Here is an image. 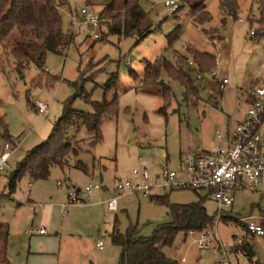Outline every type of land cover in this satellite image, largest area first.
<instances>
[{
	"label": "rangeland",
	"instance_id": "obj_1",
	"mask_svg": "<svg viewBox=\"0 0 264 264\" xmlns=\"http://www.w3.org/2000/svg\"><path fill=\"white\" fill-rule=\"evenodd\" d=\"M122 1L114 0L116 11L121 10ZM198 1L200 0H178L174 11L159 14V0H139L140 6L147 13L141 24L144 31L140 39L136 40L135 34H105L107 17L102 14L99 38L89 41L87 30L80 28L84 26L81 25L72 32L69 21L70 13H77L84 6L83 0H65L66 5L59 7L61 29L69 33L72 40L62 54H44L43 68L57 77L51 87L44 84L30 87L29 81L37 73L34 62H29L18 70L15 61L0 48V135H5L6 131L10 137H20V143L10 157L8 167L0 174V220L9 225L7 237L8 241L11 240L6 253H11L18 247L17 241L27 240L23 229L42 226L49 231L48 219L52 224H60L57 233L32 235L30 240H60L59 264H65L80 250L91 254L93 258L98 256L100 261L104 253L93 246L95 239H103L104 250H119L108 239V225L113 215L118 222L116 229L120 232L135 224L134 236H148L157 224L170 221L166 205L158 201L151 203L148 195L135 193L121 196L117 200L116 211L110 212L102 204V200L109 196V190L104 192L98 188L86 193L85 186L91 179L99 183L98 173L101 183L110 188L116 178L132 177V169L139 171L145 168L151 178L160 171L164 162L168 168L176 169L178 151L197 152L211 148L213 127L218 129L216 133L219 134L225 126L231 129L240 112L246 108L242 101L245 91H249L255 81L264 82V37L249 34V31L256 28V3L253 0H237V18L232 19L219 10L218 0H204V8L211 18L202 24H193L188 12ZM101 7L95 3L92 8L100 12ZM176 25L179 26L178 36L168 47V33ZM203 30L207 32L204 33ZM7 39L11 44L18 41L15 29ZM187 47L215 56L218 54L214 68L209 70L210 72L216 68V74L207 77L206 74L190 71L197 95L183 100L182 87L160 71L159 80L171 91L163 115L158 112L162 105L160 87L140 88L137 87L138 80L147 63H151L155 57L162 56L171 63L176 62L177 57H184L185 64L191 61ZM26 49L32 56H37L40 53V41L37 39L27 43ZM112 72H116L118 84L115 89L103 92L101 85ZM222 77L227 84L220 91L217 81ZM79 88L87 92L92 100H109L113 94L116 96V116L101 121V140L89 145L91 132L82 126L70 130L68 135L77 141L78 151L75 156L68 154L69 165L61 170L52 165L45 179L29 181L23 175L16 183L13 193L8 194L2 187L5 178L28 149L46 138L60 114L62 102L70 99ZM33 100L48 105L43 117H38L35 112ZM214 101L215 107L210 106ZM70 106L78 111L92 112V108L78 96L71 99ZM92 158L94 163L98 160L103 163V168L100 171L94 169L92 175L83 174L72 167L75 160H80L89 170ZM97 163L95 167L99 168ZM57 181L60 186L56 185ZM72 183L83 192L79 195L88 194L83 202L67 201L66 187ZM161 191L154 187L149 190V195L160 194ZM165 193L169 203H189L201 197L202 207L207 215L213 216L216 211L209 232L223 242H229L234 231L240 230L239 223L233 221L232 217H247L241 220L245 222L249 219L250 209L252 214L258 209L264 210V194L256 195L247 191L236 192L232 205L219 209V214L227 218L217 216L216 204L203 190L193 192L184 188L165 189ZM29 200H34L35 204L30 205ZM44 221L47 223L42 225ZM202 231L187 233L185 236L179 232L172 244L161 250L167 257L175 260L182 258L179 264H218L216 260L219 255L214 252L215 243L203 249L196 247V238ZM249 239L255 260L264 264V236L252 235ZM49 246L50 243L44 245L46 249ZM52 246L53 249L54 245ZM235 247L234 245L225 251L227 264H248L242 255L228 251ZM88 261L87 259L85 264Z\"/></svg>",
	"mask_w": 264,
	"mask_h": 264
},
{
	"label": "trees",
	"instance_id": "obj_2",
	"mask_svg": "<svg viewBox=\"0 0 264 264\" xmlns=\"http://www.w3.org/2000/svg\"><path fill=\"white\" fill-rule=\"evenodd\" d=\"M203 1H198L189 9L188 13H190L193 24H202L211 18L204 8ZM253 1L257 5L258 18L255 21L256 28L251 35L258 38L264 37V0ZM83 3L91 7L95 3L102 6L100 12L93 9L100 19H102V14L107 17L105 34L112 33L122 36L135 34L136 40L142 36L144 29H141V24L147 13L140 6L139 0H123L120 11L115 10L114 0H83ZM63 5H66L65 0H0V48L4 54H8L15 61L18 70L29 62H34L37 73L29 81L30 87L41 84L51 87L57 79L55 75L43 68V59L46 52L62 54L72 40V36L61 29L59 7ZM218 7L223 14L232 19L237 18V0H218ZM223 21L222 18L221 22ZM249 23L251 24V20ZM100 25L102 24L100 23ZM13 29L16 30L18 41L11 44L7 38ZM203 32L206 33L207 30H203ZM178 33V25L170 30L168 47L172 40L178 36ZM37 39L40 41V53L34 57L26 49V44ZM186 50L190 54L193 66L192 64L190 66L188 62L186 64L189 66H187L184 57H177L176 62L171 63L162 56H158L151 63H147L138 80L137 87L140 88L160 87L162 105L158 112L163 115L164 107L171 97V91L164 82L159 80L160 71H163L168 78L175 80L182 87V99L187 100L189 97L197 95V89L193 86L189 75L190 71L208 75L209 70L215 66V57L209 52L199 51L192 47H187ZM129 72L131 73V70ZM117 84V74L112 72L106 82L101 85V89L103 92H107L110 89H115ZM75 96L86 102L92 108V112L71 108V99ZM212 105L214 106V103ZM116 113L115 94L109 100L97 101L90 99L89 94L79 88L70 99H65L62 102L60 114L54 120L46 138L28 149L5 178L3 186L7 193H13L16 183L23 175H26L29 181L45 179L52 165L57 166L60 170L68 166V154L75 156L78 151L77 141L69 137V131L82 126L92 133L89 145L98 143L101 140V121L115 117ZM8 137L7 134L0 135L1 140ZM82 166L80 160H75L72 164L75 169H82ZM157 201L166 205L171 219L169 222L157 224L150 235L134 236L135 224L128 226L123 232H119L116 229V224H113L109 233V242L119 247L117 264H179L175 259L167 257L161 249L170 246L175 235L179 232L185 236L189 231L201 232L213 225V216L216 211L213 216L207 215L202 207L201 197H198L197 201L189 203H169L167 193L163 192ZM221 217H225V215ZM232 220L239 223L238 227L241 229L244 227L243 222L238 218L232 217ZM243 229L245 231V228ZM7 236L8 226L0 221L1 244L5 243ZM235 248L243 255L248 264H258L250 244L241 242ZM0 264H8L3 251Z\"/></svg>",
	"mask_w": 264,
	"mask_h": 264
},
{
	"label": "built area",
	"instance_id": "obj_3",
	"mask_svg": "<svg viewBox=\"0 0 264 264\" xmlns=\"http://www.w3.org/2000/svg\"><path fill=\"white\" fill-rule=\"evenodd\" d=\"M163 12L171 13L177 7L178 0H159ZM69 21L72 32L77 26H84L87 30L89 41L98 38L101 19L97 12L88 5L80 7L77 13H70ZM252 34V31H249ZM215 61L218 59L216 54ZM189 64L192 62L189 60ZM216 70L209 72L208 76H214ZM227 81L224 77L217 81L218 90H223ZM246 108L241 118L234 123L230 131L214 134V137L222 142L211 150H200L197 152H181L178 157L179 169L174 171L165 163L160 171L151 178L145 169L139 171L132 169V177L121 178L114 181L109 189V196L104 200L108 211H115L119 197L140 193L148 195L150 202L157 203V196L149 195L153 187L161 189H191L203 190L206 196L216 204L217 216H220L221 207H230L233 195L237 191L255 192L264 188V147L262 130L264 127V82L254 84L246 93ZM32 106L38 117H43L48 105L38 100H33ZM8 137L0 142V174L7 167L10 155L16 150L20 143V137ZM59 185V183H57ZM98 184L89 182L85 186V192L91 188H97ZM67 201L83 202L76 196L73 189L67 191ZM247 217H238L241 221ZM245 231L257 236L263 235L264 228L254 220L248 219L243 222ZM189 231L188 233H192ZM23 235L44 234L45 229L41 227H28L23 230ZM229 242L216 239L215 235L204 229L196 238V247L203 249L211 243H215L214 252L219 258L218 264H227L225 251L241 243L242 235L236 230L231 235ZM102 240L97 239L95 246L100 248ZM195 264V263H193Z\"/></svg>",
	"mask_w": 264,
	"mask_h": 264
},
{
	"label": "crops",
	"instance_id": "obj_4",
	"mask_svg": "<svg viewBox=\"0 0 264 264\" xmlns=\"http://www.w3.org/2000/svg\"><path fill=\"white\" fill-rule=\"evenodd\" d=\"M78 27L79 26H77L76 28H78ZM80 28H84V27H80ZM84 30H86V29H84ZM217 60H216V62H217ZM215 70H216V68H215ZM205 76L208 77V75H205ZM259 82H261V81H259V80H258V82L255 81L253 83V85L256 84V83H259ZM246 93H247V91H245L244 95L242 96V99H243L242 101L245 104V107H246V102H247ZM215 101L213 102L214 105H215ZM210 106L215 107L212 104ZM243 112H244V110H242L240 112V114H239L238 118L236 119V121H238L241 118ZM230 130L231 129L229 127L225 126V127H223L221 129V132L220 131L219 132L222 133L224 131H230ZM216 131H218V129L216 127H213V136L211 138L212 139V142H213V146L211 148H205V149H201V150H211V149L215 148L216 146H220L222 144V142L220 140H218V139H216L214 137V134H215ZM4 132L7 134L6 131H4ZM262 135H263V147H264V129L262 130ZM8 136H10V135H8ZM14 136H16V135H14ZM0 142H1V138H0ZM180 153H181V151H178V157H179V154ZM11 155H10V157H11ZM10 157H9V159H10ZM9 159L7 161V167H8ZM94 162H95V160H94V158H92V161H91V165H90V169L89 170H87L85 168V166H84L83 163H82L83 164L82 169H78V170L81 171L83 174H86V175H92L94 169L100 171V169L103 168V163H101L98 160L97 161L98 163L97 162L96 163H97V165H99V168H96L95 167V164L96 163H94ZM142 169H145V168H142ZM170 169H172V168H170ZM178 169H179V164H178V158H177V167H176V169H172V170L177 171ZM98 175H99V183H97L98 184V187L97 188H91V189L101 188L104 192H108V190L110 189L109 186L107 187L106 185L102 184L101 183L102 181H101V178H100V173H98ZM117 179L118 178H116L115 180H117ZM91 182H93L92 179H91ZM57 183H59V185ZM56 185L57 186H60L61 184H60L59 181H57L56 182ZM2 187H3V185H2ZM75 187H76V185L74 183H72L70 186L67 185L66 188H67V191L70 190V189H73L75 191V193H76V196L84 201V198H87L88 197V194H84L83 196H82V194L79 195V193H83V192L79 191V189L78 188H75ZM161 190L162 191H161L160 194L154 195V196H157V199H158V197L163 192H165V189H161ZM237 192H239V191H237ZM86 193H88V192H86ZM250 193H254L256 195H263L264 194V188L259 189L258 191H255V192H250ZM103 200H102V204L104 203ZM29 201L31 202L30 205H34L35 204L34 203V200H29ZM232 202H233V200H232ZM104 206H105V204H104ZM116 209H117V206H116ZM115 211H113V212H115ZM250 212H251V209L249 210L248 218L249 219L252 218L251 220H254L256 223L261 224L263 226V228H264V210L258 209V211L255 214H252ZM0 221L1 222H4L8 226V228H9V225L7 224L6 221H3V220H0ZM46 221H48L49 231L45 230L44 235L45 234L47 235L48 233L56 234L57 233V230H59L60 224H57V223H53L52 224L50 222V220H48V219ZM46 221L42 222V225H45L47 223ZM110 222L111 223L108 225V227H109V229H108V239H109V233H110V230L112 229L113 224L114 225L116 224V226H117V223H118L115 215H113V217H112V219H111ZM43 228L45 229V227H43ZM243 228L242 229L240 228V230L238 229L239 230V233H241V235H242V242H246V243L250 244V246L252 247V245L250 243V239L248 240V237L249 236H252L254 234H251V233H248V232L244 231ZM103 232L105 233L106 231L103 230ZM8 235H9V232H8ZM41 235H43V234H34V236H41ZM260 236H264V233H263V235H260ZM30 238H31L30 236H27V240L17 241L18 242V247L14 251H12L11 253L10 252H7L6 253V247H8L10 245V241H11V240L8 241V237H7V239H6V241H5L4 244H1L0 243L2 245V251H3L5 257L8 260V264H59L58 257H59V251L61 249L60 248V244H61L60 243L61 242L60 240H30ZM51 239H54V238H51ZM97 239H101L102 240V245H101L100 248H98L97 246H95V241ZM97 239H95L93 241V246L95 247L96 250H103V253H104V254H102L104 257L100 261H99V257L98 256H96L95 258H93L91 254L85 253V252H83V251L80 250L77 254H75L74 256H72V258H70L65 264H85L87 259L89 260L87 264H99V263L100 264H116L117 263V252L119 250L117 249L114 252H112V250H109V249H107V250L105 249L104 250L103 249L104 248V241H103V239L101 237H99ZM219 241H221V240H219ZM48 243H50L51 246H49V249H46L44 247V245H46ZM52 244L54 245V248L53 249H52V247H53ZM111 245H113V244H111ZM114 246L115 247H118L116 245H114ZM228 251H232L234 254H240V255H242L238 250H236V248H231ZM52 254H54V255L52 256ZM176 261L179 263L180 261H182V258H180V259H178ZM193 263H195V262H193ZM257 263H258V261H257Z\"/></svg>",
	"mask_w": 264,
	"mask_h": 264
}]
</instances>
